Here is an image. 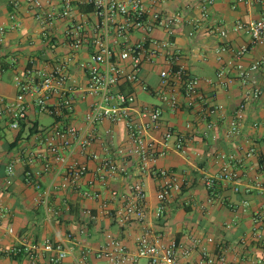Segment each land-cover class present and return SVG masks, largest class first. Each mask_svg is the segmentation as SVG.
<instances>
[{
	"label": "built area",
	"instance_id": "2783aa9c",
	"mask_svg": "<svg viewBox=\"0 0 264 264\" xmlns=\"http://www.w3.org/2000/svg\"><path fill=\"white\" fill-rule=\"evenodd\" d=\"M8 0L11 10L8 22L0 23V47L10 32L19 31L24 20L30 18L36 27L38 42L27 40L33 50L39 45L40 54L29 57L21 75L15 81L16 97L13 100L0 95V117L6 119L14 131L35 126L30 123L29 112L46 114L53 121L49 127L38 129L33 135L38 146L26 151L22 162L24 183L33 188L42 204L49 209L53 196L61 193H78L84 199L96 200L100 194L82 184L89 174L87 162H97L95 182L106 186L128 172L106 150L102 157L90 151L97 142L96 129L104 122L124 125L127 151L117 152L121 158L136 159L140 175L152 177L157 184L160 206L156 217L163 216L166 205L182 192L183 184L176 172L155 169L152 163L169 151L184 154L187 135L168 130L163 141L150 134L161 125L162 112H181L204 106L203 119L206 131L203 137L217 127L225 108L202 95L201 80L192 76L182 63L179 39L194 38L196 33L211 20L217 0ZM264 8V0H236L231 9L239 6ZM209 34L223 39L219 53L233 54L236 78L244 87L242 100L229 121L227 136L234 137L241 130L247 108L264 98V87L258 86L254 75L264 72V57L248 67L241 63L250 46L264 44V11L259 18L238 19L231 28L222 23L208 29ZM243 34L250 39L248 46L233 50L226 41L230 33ZM39 43V44H37ZM157 69L158 85L152 88L145 79L148 67ZM229 69H221L212 86L228 88L231 79ZM253 85V86H252ZM252 86V87H250ZM125 88H127L125 90ZM132 89V90H130ZM150 94L159 104L141 103L137 92ZM81 104L86 105L84 129L71 122ZM260 124H255L258 128ZM32 135V134H30ZM250 154L255 149L249 150ZM248 154V155H250ZM226 166L220 174L206 180L212 193L218 182H229L239 191L241 175L236 165L243 159L234 155L224 156ZM16 164L6 168V184L13 185ZM52 176V182L44 187L41 179ZM118 203L113 218L121 227L144 224L149 208L148 195L143 181H136L126 191H111ZM62 210L53 209L51 215L60 217ZM9 210L0 206V228L5 225L8 235H15ZM89 224L96 220L89 209L84 211ZM72 241V240H71ZM196 240L198 252L192 260L193 249L173 241L164 245L145 232L137 240V251L131 254L125 247L113 243L112 250H102L97 258L105 264H136L145 259L146 264H232L223 253H213L206 244ZM74 250L67 242L44 239L38 242L22 241L15 246L1 247L0 258H23L27 264H65L73 257ZM43 260L46 262L44 263ZM74 264H88L83 253Z\"/></svg>",
	"mask_w": 264,
	"mask_h": 264
},
{
	"label": "crops",
	"instance_id": "0c3cea01",
	"mask_svg": "<svg viewBox=\"0 0 264 264\" xmlns=\"http://www.w3.org/2000/svg\"><path fill=\"white\" fill-rule=\"evenodd\" d=\"M236 0H217L212 10L211 20L196 33L194 38L182 37L178 43L181 47L182 63L192 76L201 80L202 95L208 100L214 98L225 108L223 118L217 120V127L203 137L206 124L203 119L204 106L194 110L181 112H162L160 128L150 136L159 141L168 130L187 135V145L184 154L169 151L152 163L155 169H169L176 172L183 184L182 192L166 205L163 216L156 217L160 202L157 196L156 181L147 175H140L136 159L121 158L118 151H127V132L124 125L114 126L104 122L96 129L97 142L90 151L104 156L110 150V156L117 164L127 168L128 172L116 180L103 186L95 181L94 171L97 162H87L89 174L83 181L82 189L89 188L100 194L96 200L84 199L78 193H61L53 196L47 209L41 202L37 192L24 183L22 162L26 151L34 150L38 144L34 138L38 129L49 127L53 119L46 114L29 112V120L35 128L28 131H14L6 119L0 117V206L9 210L11 224L15 235L10 236L5 225L0 228V246H15L19 242H38L50 239L67 242L73 248V257L65 264H74L83 253L87 255L88 264H105L97 258L99 251L112 250L113 243L125 247L131 254L137 251V240L145 232L154 239H159L164 245L175 241L194 250V242H206L208 238L213 243L206 244L213 253H223L232 264H264V98L250 105L245 112V121L241 130L234 137H228L229 121L237 110L244 92L242 84L233 78L235 71L233 54L219 53L218 49L223 39L209 34L208 29L222 23L227 28L238 19L249 20L259 18L264 8L241 5L236 11L231 9ZM183 4L186 0H183ZM11 10L8 0H0V23L8 22ZM32 20H24L23 27H31ZM36 35V34H35ZM32 39L30 31L23 28L10 32L4 44L0 47V79L8 72L13 74L9 84L2 85L0 95L13 100L16 97L15 81L24 70L29 57L38 56L41 46L30 49L27 40ZM233 50H238L250 44V39L243 34L230 31L226 40ZM264 57V44L250 46L249 52L241 63L248 67L254 61ZM231 70L228 78L231 82L228 88L212 86L209 80H215L221 69ZM157 69L150 66L146 69L147 83L156 88L158 85ZM258 86L264 87V72L254 75ZM253 86V85H252ZM250 86V87H252ZM127 88H125L126 90ZM132 90V89H130ZM143 93L138 91L139 95ZM145 94V93H144ZM152 98L150 94H147ZM140 101V100H139ZM141 103L153 104L148 101ZM86 105L81 104L78 112L71 118L73 125L80 129L86 127L83 112ZM260 124L255 128V124ZM16 142V145L13 143ZM254 148L255 153L249 150ZM250 154V155H248ZM234 155L243 159L236 165L241 175L242 184L236 192V186L229 182H218L214 190L209 192L206 180L220 174L226 166L224 156ZM16 164V174L13 185L6 184V168ZM52 176L41 179L44 187L52 182ZM143 181L148 195L149 208L144 224L119 226L113 218L114 209L118 203L111 197V191H126L128 186L136 181ZM60 208V217H53L51 211ZM93 212L96 220L89 224L84 211ZM72 240V241H71ZM198 252L193 251L195 261ZM44 263H46L43 260ZM136 264H146L145 259H137ZM0 264H27L23 258L1 257Z\"/></svg>",
	"mask_w": 264,
	"mask_h": 264
},
{
	"label": "rangeland",
	"instance_id": "374dc122",
	"mask_svg": "<svg viewBox=\"0 0 264 264\" xmlns=\"http://www.w3.org/2000/svg\"><path fill=\"white\" fill-rule=\"evenodd\" d=\"M23 29L25 31H30V34L32 35V40L35 41V42H38L39 40V36L38 35H35V31H36V27H34V23L31 24V27L29 26V28L26 26V27H23ZM39 44V43H37ZM13 77V74L8 72L3 78L0 79V93L2 94L3 93V87L2 85L5 84H9V82H7L8 80L10 81ZM139 100L140 101H148L150 103H153V104H159V101L157 98H152L150 97L149 95H147L146 93H141L139 95Z\"/></svg>",
	"mask_w": 264,
	"mask_h": 264
},
{
	"label": "trees",
	"instance_id": "16d2710c",
	"mask_svg": "<svg viewBox=\"0 0 264 264\" xmlns=\"http://www.w3.org/2000/svg\"><path fill=\"white\" fill-rule=\"evenodd\" d=\"M13 145H16V142H14Z\"/></svg>",
	"mask_w": 264,
	"mask_h": 264
}]
</instances>
